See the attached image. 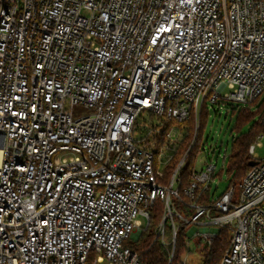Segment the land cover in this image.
Segmentation results:
<instances>
[{
	"label": "built area",
	"instance_id": "2783aa9c",
	"mask_svg": "<svg viewBox=\"0 0 264 264\" xmlns=\"http://www.w3.org/2000/svg\"><path fill=\"white\" fill-rule=\"evenodd\" d=\"M263 94L264 0H0V264H146L127 242L158 199L171 259L192 225L208 247L228 228L220 264H264V132L239 197L195 161L178 208L195 140L162 182L181 123Z\"/></svg>",
	"mask_w": 264,
	"mask_h": 264
},
{
	"label": "trees",
	"instance_id": "16d2710c",
	"mask_svg": "<svg viewBox=\"0 0 264 264\" xmlns=\"http://www.w3.org/2000/svg\"><path fill=\"white\" fill-rule=\"evenodd\" d=\"M218 106H224L227 113L236 120L234 129L238 132V135L233 137L232 151L227 158L228 167L218 172L216 177L222 179L223 174L226 173L230 183L240 182L252 168L250 162L254 161L253 156L250 153V146L256 141L257 136L261 132H264V122L259 118L256 119L258 115L260 116L264 113V100L261 101V97H258L253 102L243 107L233 102H221ZM255 106L257 108L254 110L253 107ZM210 115L211 108L205 104L198 125L194 115L184 123L180 124V127L185 131L184 138L174 159L166 167V176L164 180H162L164 183L170 181L180 160L190 148L193 140H195L194 146L191 148L185 163L179 171V194L184 203L182 204L179 200H175L178 208L186 215H190L192 210L188 206L190 199L187 198L184 190L193 180L192 172L194 169V163L197 154L205 144L204 132ZM249 122H252V126L247 132H243L242 130L244 126ZM211 194L212 192L210 190L207 191L203 200H210ZM163 213L164 202L161 199H158L151 208V219L148 228L142 233L136 242L128 241L127 243L141 253L142 259L146 264H181L182 255L188 249V228L181 227L179 229L175 254L171 259V247L165 246L156 235V228L163 219ZM229 238L230 234L228 228H221L214 245L212 247H205L206 260L204 264H220L224 251L228 245Z\"/></svg>",
	"mask_w": 264,
	"mask_h": 264
},
{
	"label": "rangeland",
	"instance_id": "374dc122",
	"mask_svg": "<svg viewBox=\"0 0 264 264\" xmlns=\"http://www.w3.org/2000/svg\"><path fill=\"white\" fill-rule=\"evenodd\" d=\"M264 100V94L261 97V101ZM257 107H253L255 110ZM219 110V111H216ZM76 113L81 112H88L86 109L77 108L76 107ZM150 113L145 112L142 115L143 119H146L149 121ZM259 118V115L256 117V119ZM236 120L232 118L228 113L224 106L219 107L218 105L215 108H211V115L208 118L207 126L204 132V141H205V148L206 150H202L200 154L196 158V168L200 170L205 166L206 161L213 160L215 163H217V172H220L224 167H228V159L224 158V152L227 150L228 156L230 155L232 151V143H233V137L238 135V132L234 129ZM252 126V122L247 123L244 128L243 132H247L250 127ZM136 136H139V132L137 131ZM262 144L257 145L255 149V153L260 158H264V138L261 140ZM164 166V164H163ZM162 166V169H163ZM230 181L226 173L223 174L222 179L217 178L212 184V192L216 194L223 193L229 186ZM236 197L240 196L241 188L240 183L236 182ZM175 189L178 188V184H176ZM175 200H177V197H174ZM264 206V202H263ZM139 219L142 222L143 230H146L148 220L144 216H140ZM192 225L188 226V231L192 228ZM168 236L170 237V226L168 227ZM140 230L136 231L135 236L139 235ZM191 234V232H190ZM138 240L137 237L132 238L133 242H136ZM188 249L184 252L182 255V262L184 264H204L206 260V243L202 240L200 235H196L193 238H191L190 235H188Z\"/></svg>",
	"mask_w": 264,
	"mask_h": 264
},
{
	"label": "water",
	"instance_id": "95a60500",
	"mask_svg": "<svg viewBox=\"0 0 264 264\" xmlns=\"http://www.w3.org/2000/svg\"><path fill=\"white\" fill-rule=\"evenodd\" d=\"M258 162L257 161H252V162H250V165L251 166H254V165H256Z\"/></svg>",
	"mask_w": 264,
	"mask_h": 264
}]
</instances>
